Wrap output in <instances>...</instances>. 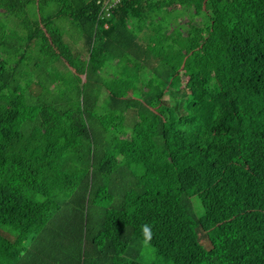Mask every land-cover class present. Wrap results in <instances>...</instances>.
Segmentation results:
<instances>
[{
  "label": "trees",
  "instance_id": "trees-1",
  "mask_svg": "<svg viewBox=\"0 0 264 264\" xmlns=\"http://www.w3.org/2000/svg\"><path fill=\"white\" fill-rule=\"evenodd\" d=\"M100 7L0 0V264H264V0ZM34 44L77 78L60 103L6 56Z\"/></svg>",
  "mask_w": 264,
  "mask_h": 264
},
{
  "label": "rangeland",
  "instance_id": "rangeland-1",
  "mask_svg": "<svg viewBox=\"0 0 264 264\" xmlns=\"http://www.w3.org/2000/svg\"><path fill=\"white\" fill-rule=\"evenodd\" d=\"M183 19L186 20L187 27H189V29L197 30V32L195 31V42L200 43L202 37L200 24L195 22L194 19L190 18L188 15L184 16ZM59 24L62 25L64 30V38L66 41L71 46L77 47V44L79 43V32L77 28L69 19H61L59 20ZM24 34L25 31L22 30L21 35ZM5 53L8 59L10 58V60H13L11 49L6 47ZM19 55H23L24 57L30 56L32 59L34 56H36L39 59L36 65L31 63L26 64L24 61L19 64L17 69L18 72L16 78L20 82L22 88L25 89V95L32 99V101H39L40 98V100L43 101L60 103L61 100L65 99L64 93H62L64 89H67L68 87H71L72 90L77 89V83L70 84L68 80L66 81L67 78H71L72 81L77 79L73 77L71 68L67 67L64 63H62L61 60H58L54 63L49 62L50 59L45 57V54L41 52L37 44L30 46L29 49L25 45L24 49L20 51ZM18 57H14V60H16ZM103 76L107 75L103 73ZM33 91L38 92L34 93ZM103 95L105 94H102V96ZM127 119H130V117ZM140 254L143 262L146 264H173L167 259L158 255L155 248L149 244L143 245Z\"/></svg>",
  "mask_w": 264,
  "mask_h": 264
},
{
  "label": "built area",
  "instance_id": "built-area-1",
  "mask_svg": "<svg viewBox=\"0 0 264 264\" xmlns=\"http://www.w3.org/2000/svg\"><path fill=\"white\" fill-rule=\"evenodd\" d=\"M124 0H99L101 3L98 19L100 21L108 20L112 17L113 10L117 8ZM109 25L107 24L106 27Z\"/></svg>",
  "mask_w": 264,
  "mask_h": 264
},
{
  "label": "crops",
  "instance_id": "crops-1",
  "mask_svg": "<svg viewBox=\"0 0 264 264\" xmlns=\"http://www.w3.org/2000/svg\"><path fill=\"white\" fill-rule=\"evenodd\" d=\"M3 15V14H2ZM3 17V16H2ZM59 20H61V18H56L55 19V23L57 24V25H59V26H61L62 27V25L61 24H59ZM109 25V24H108ZM5 27H6V30H7V32L8 33H10V31L12 30V29H14V28H18L19 26H18V24H17V22L15 21V18L14 17H11L10 18V20L9 19H6V21H5ZM106 28H109V26L108 27H106ZM66 40V39H65ZM79 42V41H78ZM15 58L13 57V60H12V66L13 67H18L19 66V64L20 63H18L17 62V60H14ZM18 59V58H17ZM35 61L36 60H33V62L31 61V62H26V64H29V63H31V64H34V65H36L35 64ZM39 61V60H38ZM107 76H109V74H106Z\"/></svg>",
  "mask_w": 264,
  "mask_h": 264
},
{
  "label": "clouds",
  "instance_id": "clouds-1",
  "mask_svg": "<svg viewBox=\"0 0 264 264\" xmlns=\"http://www.w3.org/2000/svg\"><path fill=\"white\" fill-rule=\"evenodd\" d=\"M144 230H145V231H148V228H147V226H145Z\"/></svg>",
  "mask_w": 264,
  "mask_h": 264
}]
</instances>
